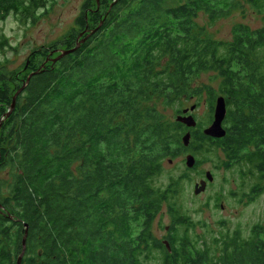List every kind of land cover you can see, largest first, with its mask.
<instances>
[{"label": "trees", "instance_id": "1", "mask_svg": "<svg viewBox=\"0 0 264 264\" xmlns=\"http://www.w3.org/2000/svg\"><path fill=\"white\" fill-rule=\"evenodd\" d=\"M48 0H0V16L14 11L36 21ZM264 11V0H246ZM241 7L239 0H86L75 26L49 47L34 49L22 69L0 64V118L31 72L29 83L0 130V264H146L155 249L163 264H264V223L227 241L221 257L199 246L179 225L194 226L177 202L178 179H155L165 160L221 150L218 168L239 166L254 177L246 195L264 192V23L233 24L217 39L206 24ZM87 36L86 29L96 28ZM74 52L53 61L56 48ZM208 75L211 83L201 82ZM214 82H217L215 88ZM206 94L227 103L226 134L168 120L162 107L182 113ZM190 131L189 145L183 135ZM199 156V157H198ZM241 167V168H240ZM171 213L170 250L152 230L162 208Z\"/></svg>", "mask_w": 264, "mask_h": 264}, {"label": "rangeland", "instance_id": "2", "mask_svg": "<svg viewBox=\"0 0 264 264\" xmlns=\"http://www.w3.org/2000/svg\"><path fill=\"white\" fill-rule=\"evenodd\" d=\"M85 1L48 0L45 6L37 9L36 21L14 11L6 19L0 16V64L6 65L10 70L22 69L24 73L27 70L26 66L23 68L24 62L34 49L49 47L75 26L76 18ZM94 1L96 4L98 0ZM239 2L241 7L212 25H208V19L203 13L197 20L201 24H206L209 32L217 39H230L232 26L237 22L246 23L253 28L260 27L264 23V11H259L246 0ZM60 49L64 48H56L51 54H57ZM201 82L211 83L208 75H203ZM213 84L216 88L217 82ZM196 102L197 99H192L186 102L185 106L189 107ZM162 110L166 119H176L178 113L175 108L162 107ZM192 113L204 127L211 124L213 119L208 122L211 109L205 93L200 99L199 106H196ZM187 154L182 153L171 161L165 160L163 172L155 179V184L165 188L171 180L178 179L184 172L189 177L180 180L179 196L176 200L188 212L194 226L179 225L175 237L181 238L188 232L196 244L208 245L210 249L213 248L215 239L222 240L227 235H233L236 230H239L244 238L249 237L256 224L264 223V192L257 197L251 196L253 200L246 195L256 179L254 177L242 179L239 166L226 169L221 165L218 168L224 159L221 150L207 153L205 161L196 169L187 167ZM207 170L213 173V179L208 182L205 191L195 194L194 185L205 178ZM171 222V213L164 206L153 223V233L164 241L165 236L170 233ZM222 245L216 241L214 246L217 250L219 247L222 248ZM218 252L219 250L216 253ZM164 254V250L155 249L146 264H163Z\"/></svg>", "mask_w": 264, "mask_h": 264}, {"label": "water", "instance_id": "3", "mask_svg": "<svg viewBox=\"0 0 264 264\" xmlns=\"http://www.w3.org/2000/svg\"><path fill=\"white\" fill-rule=\"evenodd\" d=\"M97 2H99V0ZM100 25H101V22L96 28H93L90 30L86 29L85 31L87 32V36L90 35L92 32L96 31ZM83 34H84V32H81L79 34V38H78L79 40H77L76 45L74 47L68 48V49L67 48L60 49L58 56L56 58H53L52 60L56 61L57 59L63 57L64 55L72 53L76 49H78L80 47L81 43H83L84 40L87 38V37H82ZM33 74H34V72H31L29 74V76L27 77V79L23 83L22 87L19 88V90L13 96L12 106L5 113V115L0 118V130L2 128L4 119L10 115L11 111L15 107L17 95L23 91V89L29 83L30 78ZM196 106H197L196 104H192L191 106L184 108L182 110V113L177 114L175 120L185 124L188 128L196 127L197 120L192 113V111L196 108ZM226 114H227L226 99L223 95H219L216 98V102H215V106H214L213 120H212L210 125L203 128V133L207 136H210V137H215V138L223 137L226 134V130H225L224 125H223ZM190 138H191V133H190V131H187L182 137V140H183V143L185 146L189 145ZM0 157H1V153H0ZM169 161H171V160H169ZM196 162H197V158L193 153H188L186 155L187 167L193 168L196 165ZM212 179H213V173L210 170H207L205 173V178H202L200 181L195 183V185H194L195 194H200L203 191H205L207 188L208 182L212 181ZM0 209H1V202H0ZM25 227H26V233H25V236L23 239V249H22L21 254L18 257L17 264H21V259H22V256L24 254L25 247H26L27 224H25ZM163 242L168 247V249L171 248L167 239H165Z\"/></svg>", "mask_w": 264, "mask_h": 264}, {"label": "flooded vegetation", "instance_id": "4", "mask_svg": "<svg viewBox=\"0 0 264 264\" xmlns=\"http://www.w3.org/2000/svg\"><path fill=\"white\" fill-rule=\"evenodd\" d=\"M237 231H239V230H236L235 233H236ZM235 233H234V234H235ZM234 234H233V235H230L229 237H230V238L233 237ZM240 234H241V233H240ZM216 241H217V242H221V243L223 244V245H222V248L219 247V248L216 250V247L214 246V245L216 244ZM226 241H227L226 236H225L222 240H217V239H215L214 242H213L214 245H212L213 248L210 249V250H211V254H212V255H215L216 258H217V257H221L222 254H223V253H222V250H223V248H224V246H225V242H226ZM169 250H170V249H169ZM218 250H219V252L216 253Z\"/></svg>", "mask_w": 264, "mask_h": 264}, {"label": "clouds", "instance_id": "5", "mask_svg": "<svg viewBox=\"0 0 264 264\" xmlns=\"http://www.w3.org/2000/svg\"><path fill=\"white\" fill-rule=\"evenodd\" d=\"M195 167V166H194Z\"/></svg>", "mask_w": 264, "mask_h": 264}]
</instances>
